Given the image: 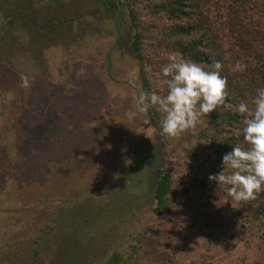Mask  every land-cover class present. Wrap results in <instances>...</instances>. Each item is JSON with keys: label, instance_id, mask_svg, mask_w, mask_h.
<instances>
[{"label": "rangeland", "instance_id": "rangeland-1", "mask_svg": "<svg viewBox=\"0 0 264 264\" xmlns=\"http://www.w3.org/2000/svg\"><path fill=\"white\" fill-rule=\"evenodd\" d=\"M10 3L5 10H23L22 0ZM26 7L21 13L41 30L47 18L66 17L73 10L96 14L97 19H83L76 27L63 24V36L53 49L48 48L53 40L47 38L31 42L25 57L19 55L20 48L0 49V264H31L34 259V264H102L113 250L127 254L137 231L159 247L182 250L174 230L150 211L153 175L166 155L160 125L149 117L144 124L145 114L135 107L143 90L138 67L126 46L114 54L112 49L108 63L110 49L103 54L101 41H82L90 32L100 37L112 33L104 6L97 0H38V9ZM129 29L123 23L125 39ZM53 53L65 71L53 69ZM21 73L31 76L30 88L20 86ZM46 88L54 102L49 103ZM69 93L66 103L56 101L57 94ZM129 111L136 116L129 119ZM56 132L67 135L70 145L53 141L48 147ZM34 141L51 153L32 152L27 146ZM38 154L52 164L43 184L35 180L45 170L39 169ZM22 182L24 190L39 192L38 203L20 199V188H15ZM190 243L194 245L193 238Z\"/></svg>", "mask_w": 264, "mask_h": 264}, {"label": "trees", "instance_id": "trees-1", "mask_svg": "<svg viewBox=\"0 0 264 264\" xmlns=\"http://www.w3.org/2000/svg\"><path fill=\"white\" fill-rule=\"evenodd\" d=\"M12 1L21 0H0V49L14 51L20 48L23 51L19 50L18 53L23 57L26 51L29 52L28 45L36 38L52 39V45L48 48L59 46L63 24L67 28L70 25L76 27V22L83 19H97L96 14L73 10L66 17L47 18L41 24V30L36 28L37 23L26 13H21L28 9V5L34 10L38 9V0H22L23 10H5V5ZM97 1L104 6V20L111 23L112 33H104L100 37L89 30V35L82 41H101L99 49L103 54L111 48L114 54L126 46L127 53L138 67L143 91L167 94L164 81L168 78L162 75L161 69L168 63V53L174 51L199 63L206 70L213 60L220 61L223 65L221 75L228 82V97L220 109L201 118L195 128L178 138L162 137L166 161L158 169L157 175H153L154 203L150 211L160 222L174 230V237L181 240L183 249L176 252L159 247L148 234L137 231L127 254L113 250L102 264H264V191L255 200L236 202L227 195L225 186L219 187L217 183L209 181L210 175L222 170L225 153L231 152L235 145L247 147L241 132L245 117L237 113L235 107L241 101L251 107L256 89L264 87V0ZM123 23L130 28L126 33L127 39L122 35ZM21 25L27 28L21 30ZM38 54L43 56L44 51ZM47 55L45 51V57ZM56 55H50L49 60L54 64L53 69L61 73L66 69L55 59ZM237 60L247 65L246 70H232ZM2 68L13 75L17 74L11 67L5 69L2 65ZM89 81L92 85V78ZM50 90L46 88L43 92L49 95ZM61 96L57 94L56 101L66 103L71 93ZM51 102H54V98L50 94ZM147 117L154 125H160L163 114L150 108ZM59 122L62 125V121ZM23 133L30 134L26 130ZM55 135L48 147L53 141L57 145H70L67 135L61 132ZM27 147L32 152L51 153L48 147V151L42 150L45 148L43 144L41 148L38 147L36 141ZM57 152L54 149L53 153ZM39 156V169L41 171L43 167L45 170L35 180L43 184L46 177H50L51 172L46 171L52 164H47L49 158L44 161ZM17 188H20L21 200L39 202L37 190H24V182L16 185V191ZM21 193L25 194V198ZM46 211L49 212L48 209ZM52 228L47 227L49 230ZM191 238L194 245L190 243ZM237 250L242 253L236 258L233 254ZM34 262L35 259L31 264Z\"/></svg>", "mask_w": 264, "mask_h": 264}, {"label": "clouds", "instance_id": "clouds-1", "mask_svg": "<svg viewBox=\"0 0 264 264\" xmlns=\"http://www.w3.org/2000/svg\"><path fill=\"white\" fill-rule=\"evenodd\" d=\"M168 63L161 69L167 94L140 90L135 99L138 112L145 114L144 124H149L147 114L155 108L163 114L160 123L161 134L167 138H178L193 129L214 110L220 109L228 97L227 78L221 75L222 63L213 60L207 70L179 52L167 55ZM247 65L237 60L232 69L246 70ZM170 77V78H169ZM32 78L20 74V86L30 88ZM252 106L241 101L235 111L245 118L242 121V135L247 147L235 145L231 152L222 157V170L209 176L210 182L225 186V191L236 202L255 200L264 191V87H258L251 101ZM129 119L136 112L127 113Z\"/></svg>", "mask_w": 264, "mask_h": 264}, {"label": "water", "instance_id": "water-1", "mask_svg": "<svg viewBox=\"0 0 264 264\" xmlns=\"http://www.w3.org/2000/svg\"><path fill=\"white\" fill-rule=\"evenodd\" d=\"M113 48H111L109 51H108V54H107V58H106V61L109 63V55H110V52ZM108 77L112 79V76L110 74V67L108 66Z\"/></svg>", "mask_w": 264, "mask_h": 264}]
</instances>
